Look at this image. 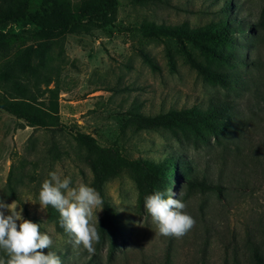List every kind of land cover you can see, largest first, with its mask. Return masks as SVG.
<instances>
[{"label":"rangeland","instance_id":"1","mask_svg":"<svg viewBox=\"0 0 264 264\" xmlns=\"http://www.w3.org/2000/svg\"><path fill=\"white\" fill-rule=\"evenodd\" d=\"M85 1L56 0L69 11ZM115 25L225 30L228 39L198 46L111 26L41 39L0 26V65L32 48L37 67L6 92L0 88V97L64 126L31 128L0 110V199L17 202L24 219L42 224L53 239L44 253L55 252L63 264H252L253 248L264 257V0H117ZM186 53L224 74L227 86L199 76ZM221 106L230 107L222 119L198 122L197 114ZM180 115L188 122L169 127L143 128L136 118ZM77 134L128 160L175 163L180 179L174 189L147 180L142 170L76 141ZM51 171L103 198L94 252L74 246L59 213L39 204ZM157 190L174 193L195 219L183 237L161 236L147 213L144 198Z\"/></svg>","mask_w":264,"mask_h":264},{"label":"trees","instance_id":"2","mask_svg":"<svg viewBox=\"0 0 264 264\" xmlns=\"http://www.w3.org/2000/svg\"><path fill=\"white\" fill-rule=\"evenodd\" d=\"M117 11V0H89L85 1L77 10L69 11L58 5L56 0H5L3 12L0 15V26L16 25L19 29H29L35 38L51 39L53 37L64 36L66 34H78L82 31L93 29H104L115 27L119 33H128L140 36L142 39H152L157 37H170L179 42L184 40L201 46V42H208L213 45H220L227 42L228 33H211L207 31H185L179 28H165L162 26L147 25L122 28L115 25V14ZM4 29L0 28V42L4 39ZM36 51V50H35ZM32 48L23 51L20 59L7 61L0 65V88L6 92L10 83L23 78L27 71H36L34 64V52ZM211 58L219 59L218 54L208 49ZM187 62L199 76L205 80L216 81L221 86H227V79L224 74L210 71L207 67L197 62L186 53ZM0 110L6 112L17 120L23 121L26 126L44 130L62 129L63 125L58 122L46 120L41 114L26 110L20 103L12 102L0 97ZM230 107L221 106L217 110L207 111L206 115L197 114L198 122L203 125H211L209 120L222 119L228 114ZM137 122L143 128H153L158 126L184 124L188 122L180 115L174 119H164L163 117H136ZM76 141L86 145L100 153H109L115 160L124 167L137 168L143 171L147 180H156L174 189L176 181L180 179L175 163H170L167 167H157L142 160H128L119 155L113 149H104L97 145L96 141L89 135L77 134L73 137ZM252 264H264L263 255L253 248L251 251Z\"/></svg>","mask_w":264,"mask_h":264},{"label":"clouds","instance_id":"3","mask_svg":"<svg viewBox=\"0 0 264 264\" xmlns=\"http://www.w3.org/2000/svg\"><path fill=\"white\" fill-rule=\"evenodd\" d=\"M173 196L171 191L157 190L144 198V207L161 236L181 238L196 222L187 213V205ZM39 204L59 213L60 226L74 246L95 251L94 244L100 240L97 213L102 211L103 198L94 187L79 180L73 183L71 176L51 171L41 184ZM23 211L17 202L7 204L0 199V264H63L55 252L44 253L53 246V239L41 231L42 224L24 219Z\"/></svg>","mask_w":264,"mask_h":264}]
</instances>
